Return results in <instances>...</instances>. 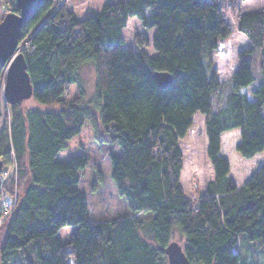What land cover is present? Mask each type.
<instances>
[{"label":"trees","instance_id":"16d2710c","mask_svg":"<svg viewBox=\"0 0 264 264\" xmlns=\"http://www.w3.org/2000/svg\"><path fill=\"white\" fill-rule=\"evenodd\" d=\"M53 5L41 0L18 38L27 37L21 53L31 98L43 106L61 104L72 85L76 96L58 110L9 105L0 158L14 162L20 189L2 226L0 264H9L13 253L24 264H70L69 256L74 264H167L164 248L175 233L189 264H237L239 233L264 244V159L237 185L220 144L222 133L237 129L241 157L264 151V56L254 98L241 91L254 79L250 55L264 54V8L238 15L237 30L249 44L238 52L235 72L221 81L213 55L231 29L216 0H113L84 18ZM2 9L17 12L14 0H0ZM131 17L142 32L133 48H124ZM150 44L154 54L145 51ZM83 64L94 68L95 93L87 104L98 119L83 106L77 80ZM157 71L171 76L165 88L156 83ZM196 113L204 116L213 177L192 200L180 182L179 142ZM86 122L96 142L114 147L107 153L111 177L129 209L116 219L88 218L78 188L87 155L57 160ZM65 226L72 228L67 241L58 236Z\"/></svg>","mask_w":264,"mask_h":264},{"label":"rangeland","instance_id":"374dc122","mask_svg":"<svg viewBox=\"0 0 264 264\" xmlns=\"http://www.w3.org/2000/svg\"><path fill=\"white\" fill-rule=\"evenodd\" d=\"M106 1L113 0H54L53 8L59 5V2L65 5L69 10L75 11L78 17H86L94 14L99 9L97 5H102ZM224 20L231 29V34L220 41L218 48L213 55V67L217 72L219 80H227L237 69V54L245 49L249 44L247 38L238 32L236 23L239 14L248 11L260 10L264 8L262 0H216ZM91 3V10H86L87 4ZM52 8V10H53ZM89 9V8H87ZM85 11V12H84ZM7 11L0 10V20ZM142 32L139 20L135 17L128 19L126 27L123 29L124 48L135 46L134 36ZM147 35L151 38V32ZM27 37L18 43V51L26 50ZM145 51L154 54L151 44L145 48ZM261 50L250 55L252 60L253 81L246 87L241 88L249 98H254L252 91L263 81L262 72L259 71V61L262 55ZM5 67L0 73V127L9 118V105L3 97ZM77 80L83 90V106L93 113L98 119V113L94 111L87 102L91 101L95 93V73L91 64H83L77 71ZM76 96V86L69 87L66 95L63 96L61 104L52 106H43L35 102L33 98H28L20 102L23 109L39 110H58L61 105L67 104ZM87 104V105H86ZM239 132L237 129L222 133L220 138L221 152L228 158L230 166V176L237 184H241L253 170L264 159V151L254 155L252 158H243L235 151V145L238 142ZM97 135L103 137V128L98 125ZM207 139L204 129V116L196 113L193 118L192 126L188 129L186 135L180 140L179 146L183 154V163L180 176V182L184 194L192 200L204 192L206 183L212 179L213 171L210 162L206 156ZM114 148L109 144H100L94 138L93 130L86 122L80 130V133L67 141V146L57 155V160L66 161L73 155L85 154L88 157V164L80 172L79 190L84 194L88 218L94 221H107L128 214L129 209L125 198L120 197L115 188V183L111 177L110 161L107 157L108 150ZM1 159V158H0ZM2 160V159H1ZM16 171L14 162L7 165L3 163L0 171V190L3 198L7 201L16 199L20 186L16 183ZM0 226V239L2 238V226ZM72 228L62 227L58 236L63 241L70 238ZM146 236L147 234H142ZM149 242L150 240L147 239ZM173 241L182 243V239L177 233L173 236ZM68 249H70L68 247ZM239 254L237 264H264V244L260 240H249L244 233H239L237 243L233 248ZM70 264H74L72 256L68 257ZM9 264H24L21 261L19 253H13L10 256Z\"/></svg>","mask_w":264,"mask_h":264},{"label":"water","instance_id":"95a60500","mask_svg":"<svg viewBox=\"0 0 264 264\" xmlns=\"http://www.w3.org/2000/svg\"><path fill=\"white\" fill-rule=\"evenodd\" d=\"M17 12L9 11L0 20V68L5 67L3 97L8 105H13L32 96V86L27 71V62L18 51V38L23 23L39 7L41 0H14ZM157 85L165 88L171 76L167 72H154ZM3 161L0 159V171ZM164 253L167 264H189L182 246L171 241Z\"/></svg>","mask_w":264,"mask_h":264},{"label":"built area","instance_id":"2783aa9c","mask_svg":"<svg viewBox=\"0 0 264 264\" xmlns=\"http://www.w3.org/2000/svg\"><path fill=\"white\" fill-rule=\"evenodd\" d=\"M61 4L62 2H59V5ZM15 203L16 199H11V201H7L5 200V198H3L2 192H0V226L12 212Z\"/></svg>","mask_w":264,"mask_h":264},{"label":"crops","instance_id":"0c3cea01","mask_svg":"<svg viewBox=\"0 0 264 264\" xmlns=\"http://www.w3.org/2000/svg\"><path fill=\"white\" fill-rule=\"evenodd\" d=\"M90 6H91V3H88V4H87V7H86V10L89 11V10L93 9V8H90ZM101 6H102V5L99 4V5L96 6V8H97V9H100ZM87 8H89V9H87ZM71 10H72V9H71ZM72 11H74V9H73ZM74 12H75V11H74ZM84 12H85V11H84ZM75 14H76V13H75ZM80 18H82V17H80ZM261 153H262V152H261ZM180 176H181V175H180ZM236 184H237V183H236ZM181 185H182V184H181ZM237 185H239V184H237ZM182 188H183V187H182Z\"/></svg>","mask_w":264,"mask_h":264}]
</instances>
